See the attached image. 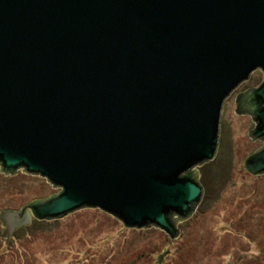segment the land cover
I'll return each instance as SVG.
<instances>
[{
    "label": "water",
    "instance_id": "95a60500",
    "mask_svg": "<svg viewBox=\"0 0 264 264\" xmlns=\"http://www.w3.org/2000/svg\"><path fill=\"white\" fill-rule=\"evenodd\" d=\"M255 68L259 85L236 95L263 141L243 160L252 174L264 173V0H0V163L60 187L11 210L5 234L88 206L177 237L223 101Z\"/></svg>",
    "mask_w": 264,
    "mask_h": 264
},
{
    "label": "rangeland",
    "instance_id": "374dc122",
    "mask_svg": "<svg viewBox=\"0 0 264 264\" xmlns=\"http://www.w3.org/2000/svg\"><path fill=\"white\" fill-rule=\"evenodd\" d=\"M262 76L255 68L224 99L215 154L194 166L201 198L176 223L178 235L171 239L156 226L125 227L88 206L30 218L5 234L11 210L60 187L22 166L7 171L0 163V264H264V173L252 174L243 165L263 141L247 136L253 115L237 110L236 97L257 87Z\"/></svg>",
    "mask_w": 264,
    "mask_h": 264
},
{
    "label": "trees",
    "instance_id": "16d2710c",
    "mask_svg": "<svg viewBox=\"0 0 264 264\" xmlns=\"http://www.w3.org/2000/svg\"><path fill=\"white\" fill-rule=\"evenodd\" d=\"M37 220V219H36ZM41 220H43V219H41ZM26 225V224H25Z\"/></svg>",
    "mask_w": 264,
    "mask_h": 264
}]
</instances>
